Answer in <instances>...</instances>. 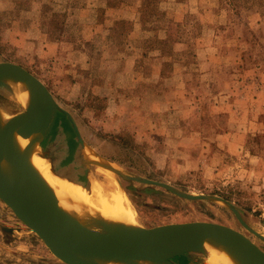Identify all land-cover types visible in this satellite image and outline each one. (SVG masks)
I'll return each instance as SVG.
<instances>
[{
    "label": "rangeland",
    "instance_id": "rangeland-1",
    "mask_svg": "<svg viewBox=\"0 0 264 264\" xmlns=\"http://www.w3.org/2000/svg\"><path fill=\"white\" fill-rule=\"evenodd\" d=\"M2 2L0 62L40 78L87 144L127 174L231 202L249 228L218 198L116 173L139 225L215 221L264 248V0ZM0 105L25 109L1 87ZM41 144L56 173L90 186L65 114ZM0 264L69 263L0 199Z\"/></svg>",
    "mask_w": 264,
    "mask_h": 264
},
{
    "label": "water",
    "instance_id": "water-1",
    "mask_svg": "<svg viewBox=\"0 0 264 264\" xmlns=\"http://www.w3.org/2000/svg\"><path fill=\"white\" fill-rule=\"evenodd\" d=\"M8 79L27 82L32 89L33 102L29 108L12 113L0 125V199L43 240L56 257L69 264H100L83 257L117 259L130 264H135V260L173 264L171 259L175 257L192 252L204 253L206 242H220L230 246L243 264H264V250L258 244L232 226L215 221L171 222L152 227H113L101 220L86 226L71 217L60 208L52 190L30 166L26 156L15 149L12 140L17 131L32 134L38 129H44L43 141L53 131L58 114L63 113L72 124L81 150L87 143L70 112L57 101L40 78L20 64L2 61L1 88H7ZM5 158L16 166L18 179H10L3 173L1 165ZM119 176L159 185L190 199L218 198L228 204L242 224L249 228L236 207L221 197L187 194L168 183L125 172H120Z\"/></svg>",
    "mask_w": 264,
    "mask_h": 264
},
{
    "label": "bare ground",
    "instance_id": "bare-ground-1",
    "mask_svg": "<svg viewBox=\"0 0 264 264\" xmlns=\"http://www.w3.org/2000/svg\"><path fill=\"white\" fill-rule=\"evenodd\" d=\"M7 81L5 93L21 107L29 108L33 102L30 85L17 79ZM11 115L12 113L0 105V125L4 124ZM44 136V129H38L32 134L17 131L12 142L15 149L26 156L30 166L52 190L62 210L86 226L96 220L106 222L113 227L139 226L137 210L117 177V174L124 172L119 170V166L101 155L91 145L85 144L83 155L89 164L90 186L77 184L67 176L55 172L42 148L41 143ZM1 168L10 179L19 178L16 166L8 158L3 160ZM204 251L207 252L206 261L209 264H243L230 246L220 242H206ZM83 258L100 264H130L117 259ZM134 262L135 264H159L150 260H135Z\"/></svg>",
    "mask_w": 264,
    "mask_h": 264
},
{
    "label": "flooded vegetation",
    "instance_id": "flooded-vegetation-1",
    "mask_svg": "<svg viewBox=\"0 0 264 264\" xmlns=\"http://www.w3.org/2000/svg\"><path fill=\"white\" fill-rule=\"evenodd\" d=\"M58 173V172H57ZM63 175V174H62ZM65 176H67V175H65ZM67 177H69V176H67ZM69 179L72 181V182H75V183H77V184H80V185H83V186H85V185H88V184H86V183H88V182H85L86 180H85V178H82V179H80V180H78V179H76V178H70L69 177ZM260 246V245H259ZM261 247V246H260ZM262 248V247H261ZM263 250H264V248H262ZM190 255H191V257L189 256V254L188 255H182V256H178V257H175V258H173V259H171V261L173 262V264H198V262H196L195 261V259H194V257H195V255L194 254H192V253H190ZM192 258V259H191ZM196 262V263H195Z\"/></svg>",
    "mask_w": 264,
    "mask_h": 264
},
{
    "label": "crops",
    "instance_id": "crops-1",
    "mask_svg": "<svg viewBox=\"0 0 264 264\" xmlns=\"http://www.w3.org/2000/svg\"><path fill=\"white\" fill-rule=\"evenodd\" d=\"M2 4L7 6L9 4V0H5V2H2ZM161 74H162V68L159 69V72H158L159 76L158 77H160ZM263 96H264V92L263 91L260 94L258 93V96H257L258 98L256 99V101H257V105L259 106V108L264 110V106H263L264 105V98L260 99Z\"/></svg>",
    "mask_w": 264,
    "mask_h": 264
},
{
    "label": "trees",
    "instance_id": "trees-1",
    "mask_svg": "<svg viewBox=\"0 0 264 264\" xmlns=\"http://www.w3.org/2000/svg\"><path fill=\"white\" fill-rule=\"evenodd\" d=\"M111 5V4H110ZM111 6H114L113 4Z\"/></svg>",
    "mask_w": 264,
    "mask_h": 264
}]
</instances>
